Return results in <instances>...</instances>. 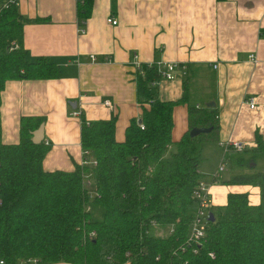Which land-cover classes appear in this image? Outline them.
I'll return each instance as SVG.
<instances>
[{
  "label": "trees",
  "instance_id": "1",
  "mask_svg": "<svg viewBox=\"0 0 264 264\" xmlns=\"http://www.w3.org/2000/svg\"><path fill=\"white\" fill-rule=\"evenodd\" d=\"M90 4V0L78 4L79 28ZM45 21L24 19L17 4L0 8V90L6 80L59 74V68L44 57L29 60L22 47L23 25ZM190 75L183 79L179 100L162 101L157 85H151L160 81L156 67L142 65L134 80L144 128L131 120L123 140L115 138L114 118L88 122L80 116L83 158L95 165L45 170L42 161L48 147L43 140L37 144L31 140L43 119L21 117L19 141L0 142L4 264L29 257L43 264H264V137L259 133L253 146L242 150L229 146L222 158L231 172L223 182L257 187L259 202L250 203L248 192H229L226 203L210 211L214 220L209 221L201 245L185 244L197 209L192 193L204 177L199 169L202 145L217 141L219 128L215 105L196 107L191 101ZM177 104H187L188 129L174 140L172 110ZM193 127L210 131L191 137ZM87 173L93 179L89 193L83 185ZM90 201L103 208L101 220L91 219ZM155 228L168 234L159 236ZM90 231L95 236L84 239Z\"/></svg>",
  "mask_w": 264,
  "mask_h": 264
},
{
  "label": "crops",
  "instance_id": "2",
  "mask_svg": "<svg viewBox=\"0 0 264 264\" xmlns=\"http://www.w3.org/2000/svg\"><path fill=\"white\" fill-rule=\"evenodd\" d=\"M90 2L81 26L84 32L78 25V4L83 0L17 2L24 19H47L23 25L22 47L27 58L44 57L59 68V74L49 79L5 81L0 90L1 143L19 141L21 117H42L43 141L48 147L42 166L68 171L84 159L81 119L114 118L115 138L123 140L126 127L131 120L138 121L142 112L134 80L137 61L141 66L178 64L175 79H160L156 86L160 100H179L183 79L191 73V101L196 107H217L218 140L203 143V156L210 148L218 151L234 142L246 149L254 145L257 133L264 137V0ZM108 17L116 23H108ZM90 55L96 60L91 61ZM250 98L255 102L253 108L246 102ZM106 100L111 106L104 104ZM73 110L80 112L81 119L71 115ZM172 118V138L177 140L188 129L187 104L175 105ZM217 168L200 172L209 182ZM229 177L223 179L220 174L209 186L210 211L224 205L229 192H248L250 203L259 202L257 187L224 183Z\"/></svg>",
  "mask_w": 264,
  "mask_h": 264
},
{
  "label": "built area",
  "instance_id": "3",
  "mask_svg": "<svg viewBox=\"0 0 264 264\" xmlns=\"http://www.w3.org/2000/svg\"><path fill=\"white\" fill-rule=\"evenodd\" d=\"M19 0H3L0 3V8L7 7L12 4H17ZM108 22L115 24L116 20H114L112 17H109L107 19ZM80 32H84V29H79ZM12 47H17V45L13 42ZM11 47V49H12ZM249 57L253 60H255L254 55H249ZM91 61H95L96 57L95 55H90ZM135 68L141 70V64L137 61L134 64ZM149 66H155L157 69V72L160 75V79H166V80H173L176 77V70L178 67V64L175 62H164V63H155V64H149ZM216 67V65H214ZM184 68V67H183ZM159 81H153L151 85L156 86L158 85ZM247 104L253 108L254 107V99L250 98L248 101H246ZM105 105L111 106L110 102L108 100L104 101ZM71 115L73 117L80 118V112L77 110L71 111ZM140 128L143 129L144 126L140 123ZM227 146L225 145L224 148ZM233 147H235L237 150H241L243 148V145L234 142ZM81 164H91L95 165V161H85L83 159ZM225 169V165L221 163V165L218 166L216 173H214L211 176V179L209 182H207L203 177L200 178V180L197 182L194 190H193V198L197 202V209L195 211L194 217L192 222L189 225L188 234L186 237L185 244L188 245H201L203 239L205 238L207 234V228L209 225V218H210V209L212 208V199L209 193V186L212 183H215L219 180L221 171ZM83 185L85 189L89 192H91V189L93 188V179H92V173L84 174L83 176ZM90 198H92L91 194ZM87 209L89 210V204L87 205ZM170 233L173 231L172 228H170ZM95 236V231H90L88 234L84 235V239L86 238H93ZM85 241V240H84ZM182 250L185 249V246L181 247ZM195 251V250H194ZM212 256V254L210 255ZM40 260L34 257L24 258L18 261L17 264H39ZM0 264H4L3 260L0 259Z\"/></svg>",
  "mask_w": 264,
  "mask_h": 264
},
{
  "label": "rangeland",
  "instance_id": "4",
  "mask_svg": "<svg viewBox=\"0 0 264 264\" xmlns=\"http://www.w3.org/2000/svg\"><path fill=\"white\" fill-rule=\"evenodd\" d=\"M44 66V65H43ZM33 68V67H31ZM23 72L25 71V68L23 67ZM22 72V73H23ZM198 84V82L196 83ZM201 86V85H200ZM197 89V88H196ZM209 143V142H207ZM205 143L204 147L207 148L209 144ZM212 147V146H210ZM220 148H218V151H215L214 148H210V152H204V160L200 165V170H207V171H213L222 163V158H223V154H224V148L223 146H220ZM221 174L223 176V179H226V176H230L231 172H230V168L229 166H225V169L223 171H221ZM220 185V184H219ZM222 206V205H221ZM212 209V208H211ZM210 209V210H211ZM89 211H90V217L92 220H101L103 217V208L99 205H95L92 203V201H90L89 203ZM213 211H215L213 209ZM155 234L159 235V236H166L168 234V232H166L164 229H159V228H155Z\"/></svg>",
  "mask_w": 264,
  "mask_h": 264
},
{
  "label": "water",
  "instance_id": "5",
  "mask_svg": "<svg viewBox=\"0 0 264 264\" xmlns=\"http://www.w3.org/2000/svg\"><path fill=\"white\" fill-rule=\"evenodd\" d=\"M138 123H140V119H138L137 121ZM210 129L209 128H205V127H193L192 129H190L189 131V135L191 137L197 136L201 133H207L209 132ZM44 139V125L43 123H41L35 130L32 131V137L31 140L33 143L37 144V143H41L42 140ZM210 214V221L214 220V216L213 213H209Z\"/></svg>",
  "mask_w": 264,
  "mask_h": 264
},
{
  "label": "bare ground",
  "instance_id": "6",
  "mask_svg": "<svg viewBox=\"0 0 264 264\" xmlns=\"http://www.w3.org/2000/svg\"><path fill=\"white\" fill-rule=\"evenodd\" d=\"M108 18H109V17H108ZM108 18H107V19H108ZM112 18H113V17H112ZM113 19H114V18H113ZM114 20H115V19H114ZM107 22H108V21H107ZM108 23H110V22H108ZM182 68H183V67H182ZM183 69H184V70H183V75H184V74L186 75V73H187V71H186V67L184 66ZM140 123H141V122H140ZM140 123H139V124H140ZM236 143H237V142H236ZM239 144L243 145L242 143H239ZM226 146H227L226 148H228L229 146H232V147H233V143H230V144H228V145L226 144ZM226 148H225V149H226ZM234 148H235V147H234ZM235 149H236V148H235ZM242 149H245V145H243V148H242ZM242 149H241V150H242Z\"/></svg>",
  "mask_w": 264,
  "mask_h": 264
}]
</instances>
